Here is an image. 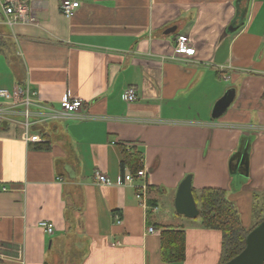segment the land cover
<instances>
[{
  "label": "crops",
  "instance_id": "crops-1",
  "mask_svg": "<svg viewBox=\"0 0 264 264\" xmlns=\"http://www.w3.org/2000/svg\"><path fill=\"white\" fill-rule=\"evenodd\" d=\"M27 1L26 23L8 26L0 10V89L29 84L57 111L73 97L83 105L54 117L33 107L42 141L28 142L24 108L0 97V264H163L164 227L187 232L182 264H218L221 232L174 202L186 176L194 189L228 192L244 174L228 195L252 222L264 193V0H75L72 17L63 0ZM181 34L193 56L175 52ZM121 146L141 153L157 211L136 197L138 180L125 182Z\"/></svg>",
  "mask_w": 264,
  "mask_h": 264
},
{
  "label": "trees",
  "instance_id": "trees-1",
  "mask_svg": "<svg viewBox=\"0 0 264 264\" xmlns=\"http://www.w3.org/2000/svg\"><path fill=\"white\" fill-rule=\"evenodd\" d=\"M123 171L129 167L136 174L142 163L137 150L121 146ZM193 195L200 214L201 227L221 232V251L218 264H224L246 247L249 232L264 221V193L256 195L252 208L253 225H244L240 211L223 188L205 187L194 189ZM187 232L184 228L164 227L160 235V255L163 264H182L186 260Z\"/></svg>",
  "mask_w": 264,
  "mask_h": 264
},
{
  "label": "built area",
  "instance_id": "built-area-1",
  "mask_svg": "<svg viewBox=\"0 0 264 264\" xmlns=\"http://www.w3.org/2000/svg\"><path fill=\"white\" fill-rule=\"evenodd\" d=\"M79 6L80 2L78 1L63 0L61 3V12L67 17H72ZM0 10L6 18L5 23L8 26L13 27L19 22L26 23L28 21L30 5L27 0H0ZM175 52L186 56H193L195 54L196 50L191 45L188 35L181 34L177 37L175 42ZM0 97L4 98L12 106L20 104L24 108L23 115L26 117V121L23 126V139L28 142L42 141V138H40L38 134H31L30 117L33 115V107L48 109L50 115L54 117L57 112L62 115H70L79 112L83 105L82 98L73 97L62 101L60 103V111H57L53 107L43 104L39 99L37 92L33 90L29 84H26L25 87L17 86L13 92L6 89H0ZM137 98L136 89L134 87H129L126 91L127 101L134 102ZM97 178L101 183H109V177L107 175L97 173ZM146 179L147 171L143 164L140 165V169L136 174H133L130 170H126L124 173L125 182H134L135 180H138V183L136 184V197L141 201V205L146 210L157 211V206L149 204V184ZM2 190L6 191L7 188L4 187ZM115 219L118 224L122 223L119 214H115ZM39 226L49 235L54 233V224L49 221H41ZM148 231L150 233H155V228L150 227Z\"/></svg>",
  "mask_w": 264,
  "mask_h": 264
},
{
  "label": "water",
  "instance_id": "water-1",
  "mask_svg": "<svg viewBox=\"0 0 264 264\" xmlns=\"http://www.w3.org/2000/svg\"><path fill=\"white\" fill-rule=\"evenodd\" d=\"M235 95V88L229 89L216 102L212 117L219 118L232 104ZM174 203L178 214L191 219L199 216L200 210L193 195L191 176H187L179 185ZM224 264H264V221L249 232L245 249Z\"/></svg>",
  "mask_w": 264,
  "mask_h": 264
},
{
  "label": "rangeland",
  "instance_id": "rangeland-1",
  "mask_svg": "<svg viewBox=\"0 0 264 264\" xmlns=\"http://www.w3.org/2000/svg\"><path fill=\"white\" fill-rule=\"evenodd\" d=\"M263 48H259V52L262 50ZM258 54V53H257ZM247 74H250V72H245L243 73V76L245 77ZM243 175L245 178H241V182L238 183V181L240 180L239 176H237L234 180V184H230V186H228V192L232 193V192H236L237 190H242L245 186L246 180H248V177H246L244 174ZM187 177V176H186ZM185 177V178H186ZM258 195V194H256ZM256 197H253V204L255 203ZM162 208V207H161ZM165 210V208H164ZM243 221V220H242ZM253 225V218H252V222L250 225H247V228H250Z\"/></svg>",
  "mask_w": 264,
  "mask_h": 264
}]
</instances>
